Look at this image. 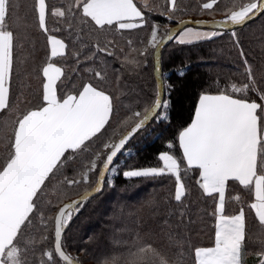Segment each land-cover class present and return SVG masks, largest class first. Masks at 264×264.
<instances>
[{
	"label": "snow or ice",
	"instance_id": "1",
	"mask_svg": "<svg viewBox=\"0 0 264 264\" xmlns=\"http://www.w3.org/2000/svg\"><path fill=\"white\" fill-rule=\"evenodd\" d=\"M219 3L220 0H209L202 3L201 8L213 10ZM168 4L170 13L179 10L177 0H168ZM16 7L14 0H0V135L3 136L0 143L5 144L7 152L0 162V264H30V254L35 264L38 246L41 252L39 264H81L66 251L65 230L70 221L94 193L101 194L106 184L112 186L106 181V173L120 172L118 157L131 154L127 145L132 139L147 131L150 125L171 122L174 86L162 73L160 52L175 34L169 32L161 38L158 26H151L145 48L136 51L146 57L149 48L154 50L153 70L159 76L155 94L145 93L144 98H137L140 102L128 105L123 125L113 129L111 120L116 110V98L92 83L82 84L79 88L71 84L65 69L54 61L72 56L79 65L81 53L70 52L69 44H73V40L66 43L57 33H67L80 41L85 26L98 34L109 30L130 32L149 23L145 11L134 0H64L58 6L48 0H34L31 11L36 26L45 36L47 60L39 70L42 84L38 103L21 109V104L30 102L19 98L16 103L10 100L14 56L15 49L24 47L30 37L28 26L23 22L18 23L15 30L11 29L9 20ZM143 7L153 11L146 0ZM260 15H264V0H240L225 12V19L216 24L244 26ZM49 20L54 25L51 28ZM222 34L219 31L202 34L186 29L175 42L192 44ZM231 35L247 82L242 86L231 84L217 94L199 95L191 123L178 132L182 161L164 151L158 154L162 162L160 167L122 171L125 178L174 177V200L183 208L187 193L181 164L185 165V173L196 170L199 188L216 203L212 212L215 219L213 245L192 249L193 264H247L246 258L251 254L249 249H256L258 264H264V75L257 78L236 31L233 30ZM131 43L129 41V45ZM111 45L112 41L104 45L97 43L95 51L89 47L92 55L87 59H96L99 53L116 57L115 51L109 50ZM125 64L135 69L140 66V61L125 58ZM178 74L183 77L185 73L181 70ZM94 76L105 79L100 71ZM119 79L117 74V82ZM250 94L258 97L260 102ZM122 128L128 130L122 131ZM109 129H112L111 133ZM173 147L171 143L167 145L168 149ZM69 171L76 175L70 178L66 175ZM93 174L97 179L92 192H85L80 199L64 204L54 218H45L41 204L57 177L62 176L60 183L73 187L88 184ZM230 181L237 182L252 198L246 207L254 213V231L248 228L244 205L236 214H226L228 203L241 202L239 195L226 197ZM47 203L51 204V201ZM49 223L52 224L51 232ZM194 223L186 209L162 220L151 217L143 223L142 230L164 240L176 259L151 243H139L137 233L135 251H129L125 264H180L184 251H188L183 232L191 229ZM114 243L122 245L123 241ZM104 264H120V261L112 257Z\"/></svg>",
	"mask_w": 264,
	"mask_h": 264
},
{
	"label": "trees",
	"instance_id": "2",
	"mask_svg": "<svg viewBox=\"0 0 264 264\" xmlns=\"http://www.w3.org/2000/svg\"><path fill=\"white\" fill-rule=\"evenodd\" d=\"M160 1L148 0L147 4L153 9L151 12L144 9V3H137V6L145 11L149 23L144 28L138 29V33L134 34V37L124 36V32L115 30L98 34L90 32V26H85L84 32L80 33V41H76L74 36L69 37L67 33H57L58 36L65 39L66 43L73 40L75 46L69 44L70 52L79 51L81 53L79 65L72 56L57 58L54 61L65 69L71 84L75 88H79L82 84L92 83L96 87L104 88L116 98V110L111 120L113 129L121 128L120 122L125 118L128 105L140 102L137 98H144L145 93L155 94L157 82L153 70L154 50L149 48L146 57L136 51V49L143 50L145 48L151 26H158L159 35L163 38L177 20L186 18L214 20L218 18L215 16V12L218 13V10L228 3L238 0H220L218 6L213 10L201 8V4L209 2V0H202L195 7V0H177L179 10L170 20L165 17V14L170 13L165 6L166 1L164 0L162 3ZM48 2L58 6L64 0H48ZM33 3L34 0H14L17 7L12 13V19L9 20L12 30L16 29L18 23H25L28 26L30 37V42L26 43L24 47L18 46L15 49L14 56L10 100L16 103L19 98L30 102L21 104V109L35 106L38 103L42 84L39 70L47 60L45 36L36 26L31 11ZM156 6L165 10L156 9ZM53 26V22L49 20V27ZM234 30L259 79L264 75V15L246 26ZM76 31L79 32V27ZM232 31H219L223 34L213 39L194 41L192 44L185 45L176 43L175 39L163 49L161 55L162 73L167 75V82L174 86L171 93L173 105L171 122L170 124L150 125L147 131L132 139L127 145L131 154L118 157L120 172L109 171L108 173L106 181L111 182L112 186L109 187L106 184L103 192L89 199L81 211L70 221L69 227L65 230L66 251L71 256L78 258L82 264H104L105 260L112 257L119 258L120 264H125L129 251H135V244L138 241L137 233H139V243H151L175 260L176 257L168 250L167 243L159 236L143 231L142 225L153 216L162 220L166 216H173L185 209L191 213V218L195 223L191 229L183 232L187 238L188 251H184V258L180 264H193L191 250L195 247L213 245L215 219L212 212L216 200L206 196L199 188L196 170H188L185 173V165L181 164V176L187 193L183 200V208L174 200V177L125 178L122 171L160 167L162 162L159 161L158 154L164 151H169L178 161H182V150H180L177 141L178 132L191 123L199 95L203 93L217 94L231 84L242 86L247 82L243 75L242 60L233 43ZM108 41H112L109 50L115 51L116 57H108L99 53L97 54L98 58L87 59L92 55L88 51L89 47L95 51L94 46L97 43L104 45ZM129 41L132 42L131 45H129ZM119 57L139 60L140 66L132 69L130 65L125 64V61L124 66L119 62ZM181 70L185 73L183 77L178 74ZM96 71L102 72L105 79L96 78L94 76ZM117 74L120 77L118 82ZM250 95L260 102L254 94ZM127 130L128 128H122V131ZM111 131L112 129H109V133ZM0 140H3L2 135H0ZM169 143L174 145L172 149L167 148ZM6 155L5 144L0 143V162H3ZM68 173L71 174V171ZM96 179V174H93L89 183H81V189L76 191L72 189L74 186L67 187L60 183L63 180L62 176L57 177L49 186L48 194L51 196L52 192L59 194L57 199L61 206L95 186ZM67 191V195H64ZM229 195H239L241 202L240 204L228 203L226 214H236L239 207L244 205L248 228L250 231H254V213H251L246 207L252 202L250 194L247 190H243L237 182L230 181L226 197ZM47 199L44 198L41 208L47 206ZM149 202H151V206H149ZM110 203L112 206L108 209ZM51 229L52 224L49 223V232ZM117 240L123 241V244H115L114 241ZM248 251L251 254L246 258L247 264H258V258L255 256L256 249ZM40 259L41 252L38 246L35 252V264H39ZM29 262L33 264L32 254L29 255Z\"/></svg>",
	"mask_w": 264,
	"mask_h": 264
},
{
	"label": "water",
	"instance_id": "3",
	"mask_svg": "<svg viewBox=\"0 0 264 264\" xmlns=\"http://www.w3.org/2000/svg\"><path fill=\"white\" fill-rule=\"evenodd\" d=\"M261 16V15H260ZM260 16H258L257 18H255L254 20H252V21H249L247 24H249V23H251V22H253V21H255V20H257ZM217 21H221V20H218V19H214V20H208V19H192V18H186V19H182L181 21H179V22H175L174 24H173V26H171L170 27V29H169V32H172V33H174L175 35H174V39L172 40V41H168L166 44H165V46L161 49V52H160V57H161V55H162V51H163V49L167 46V45H169L171 42H173L176 38H177V36L179 35V33L181 32V31H183L184 29H186V28H188V27H193V28H200V29H209V30H213V31H229V30H234V29H237V28H240V27H244V26H246V25H244V26H232V25H224V26H218L217 24H216V22ZM168 32V33H169ZM167 36V35H166ZM165 36V37H166ZM154 60H155V56H154ZM160 64H161V59H160ZM161 69H162V64H161ZM154 76H155V79H156V82H158V79H159V76H157V74H155L154 73ZM132 141V140H131ZM108 173L109 172H107L106 173V180H107V177H108ZM95 187V186H94ZM94 187L93 188H91V189H89V190H87V191H85V192H92L93 191V189H94ZM85 192H83L81 195H79V196H77V197H75L74 199H71V200H69V201H67V202H65L64 204H67V203H71L72 201H74V200H78V199H80L83 195H84V193ZM97 195H99V194H93V197H95V196H97ZM92 197V198H93ZM92 198H90V199H92ZM64 204H62L60 207H63V205ZM59 207V208H60ZM59 210V209H58ZM57 213H58V211H57ZM57 213H56V215H57ZM55 215V216H56ZM82 264V263H81Z\"/></svg>",
	"mask_w": 264,
	"mask_h": 264
},
{
	"label": "rangeland",
	"instance_id": "4",
	"mask_svg": "<svg viewBox=\"0 0 264 264\" xmlns=\"http://www.w3.org/2000/svg\"><path fill=\"white\" fill-rule=\"evenodd\" d=\"M162 1L164 2V0H161L160 1V3H162ZM166 2H165V6H166V8L168 9L169 8V4H168V0H165ZM202 0H195V2H194V7L195 6H197V4L198 3H200ZM146 2L148 3V0H146ZM154 2V1H153ZM240 2V0H238V1H232V2H230V3H228V5H226V6H224L222 9H220V10H218V13L217 12H215V16H218V18H216V19H219V18H221V17H223V18H225V12L228 10V9H230V8H233L236 4H238ZM193 7V8H194ZM156 9H162V8H160V7H157L156 6ZM162 10H165V9H162ZM176 13V12H175ZM169 16H171V19H172V17L174 16V14L173 13H167V14H165V17L168 19V20H170L168 17ZM175 17H176V19H178V17H177V15L175 14ZM179 21H181V20H177V22H179ZM187 29V28H186ZM185 29V30H186ZM189 29H195V28H189ZM198 29V28H197ZM200 29V28H199ZM138 29H136V30H132V31H125L124 32V36H132V37H134L133 35L134 34H136V33H138V31H137ZM202 31H212L213 32V30H209V29H203ZM120 60V61H119ZM119 62L121 63V64H124V61H125V58H120L119 57ZM124 66H125V64H124ZM118 72L120 73V70H118ZM124 120V119H123ZM123 120L120 122V126H122L123 125ZM66 175H68L69 177H74L76 174L75 173H73V172H71V174H69L68 172L66 173ZM80 187V185H76V186H74L72 189L73 190H80L81 189V187ZM94 187V186H93ZM92 187V188H93ZM87 188V187H86ZM49 192L47 191V195H49L48 194ZM67 193H68V191L66 192V193H64V195H67ZM51 194V193H50ZM45 196V198H48L47 199V201H51V204H48L47 203V206H45V207H42L41 208V210H42V212H43V214H44V216H45V218H54L55 217V214H56V209L58 208V206L60 205V202H59V199H57V197H58V195L59 194H57V193H53L52 192V196L51 195H49V196ZM53 197V198H52ZM74 199V198H73ZM111 203L109 204V207H108V209L109 208H111ZM60 207V206H59ZM107 209V210H108Z\"/></svg>",
	"mask_w": 264,
	"mask_h": 264
},
{
	"label": "crops",
	"instance_id": "5",
	"mask_svg": "<svg viewBox=\"0 0 264 264\" xmlns=\"http://www.w3.org/2000/svg\"><path fill=\"white\" fill-rule=\"evenodd\" d=\"M134 2L135 3H138V2H140V3H145V0H134ZM187 29H189V28H187ZM193 30V29H192ZM203 29H197V28H195L194 30H193V32H199V33H202V34H207V33H211L212 31H202ZM183 31H185V30H183ZM182 31V32H183ZM181 32V33H182ZM181 33L178 35V37L181 35ZM177 37V38H178ZM198 105V104H197Z\"/></svg>",
	"mask_w": 264,
	"mask_h": 264
},
{
	"label": "built area",
	"instance_id": "6",
	"mask_svg": "<svg viewBox=\"0 0 264 264\" xmlns=\"http://www.w3.org/2000/svg\"><path fill=\"white\" fill-rule=\"evenodd\" d=\"M221 19H225V18L221 17Z\"/></svg>",
	"mask_w": 264,
	"mask_h": 264
},
{
	"label": "bare ground",
	"instance_id": "7",
	"mask_svg": "<svg viewBox=\"0 0 264 264\" xmlns=\"http://www.w3.org/2000/svg\"><path fill=\"white\" fill-rule=\"evenodd\" d=\"M222 20H224V19H222Z\"/></svg>",
	"mask_w": 264,
	"mask_h": 264
}]
</instances>
